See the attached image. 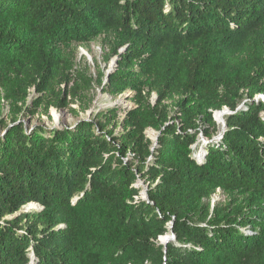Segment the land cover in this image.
<instances>
[{
	"label": "trees",
	"instance_id": "1",
	"mask_svg": "<svg viewBox=\"0 0 264 264\" xmlns=\"http://www.w3.org/2000/svg\"><path fill=\"white\" fill-rule=\"evenodd\" d=\"M100 36L117 68L76 87L130 89L137 106L63 128L0 120V264H264V0H0V87L17 110L33 86L55 93L64 49Z\"/></svg>",
	"mask_w": 264,
	"mask_h": 264
},
{
	"label": "rangeland",
	"instance_id": "2",
	"mask_svg": "<svg viewBox=\"0 0 264 264\" xmlns=\"http://www.w3.org/2000/svg\"><path fill=\"white\" fill-rule=\"evenodd\" d=\"M125 46L127 48V45ZM123 47L120 48V53L126 50V48L122 50ZM64 54L69 57L73 63L69 71L71 74L70 81H63L58 84L55 93L52 94L40 93L35 86L31 87L25 104H20V110H17L14 104H12L11 99L7 96L9 87H0V120L10 123L13 116L16 115L19 118L18 122H23L29 131L34 130L38 125H43L48 129H53L55 127L63 128L65 126H75L82 120L98 121L102 113L109 108L118 111L117 121L121 122L127 115V112L137 106L133 99L135 92L130 89L120 95H114L106 89V85L99 86L97 83H94L89 88L85 85L76 87V83L79 79L78 72L80 70H85L88 75L96 79L100 72L106 74L109 70H115L117 68L119 55H114L111 56L109 60L107 59V55L109 54V42L105 36H100L86 45L74 43L64 49ZM117 56L118 60L114 61V58ZM12 83L13 82H9L8 84ZM55 94L64 97V102L67 106L52 104V100L55 97L57 98ZM261 96L262 95L258 96V98L264 101V98ZM150 100L154 105L157 104L158 94L156 91L151 92ZM174 100L175 99H169L166 101L170 112H173L175 109ZM174 115L176 114L174 113ZM173 119L174 118L170 116L169 120L172 121ZM215 119L219 125L223 126V119L216 115ZM115 129L116 132H119L123 128L117 126ZM159 133V131L153 128H149L146 131L147 137L150 138L153 143L156 142ZM200 136L205 144L209 141L211 142V139L205 137L204 134H200ZM219 138L220 133L215 134L212 139ZM128 154L130 157L125 159L129 163L133 159V156H131V152ZM196 154H201L202 157L201 150ZM134 169L137 173V179L134 181V185L141 188L140 194L143 192L148 194L149 183L147 177L143 175L144 173L138 172L136 167H134ZM229 200L230 196L219 189L213 196L212 204H227ZM32 209L39 210L37 208H31V210ZM165 236L168 237V242L174 241L173 232H169Z\"/></svg>",
	"mask_w": 264,
	"mask_h": 264
},
{
	"label": "water",
	"instance_id": "3",
	"mask_svg": "<svg viewBox=\"0 0 264 264\" xmlns=\"http://www.w3.org/2000/svg\"><path fill=\"white\" fill-rule=\"evenodd\" d=\"M125 48H126V46L123 47L122 50H124ZM122 50H121V52H122ZM115 60H118V56L114 58V61H115ZM112 71H113V70H109V71L106 73V81L108 80V78H109V76H110V74H111ZM261 97L264 98V95H262ZM226 113H230V110H229L228 108L223 109V110L216 111V112H215V115H216V116L218 115V116L221 117V116H223V115L226 114ZM221 119H223V117H222ZM225 131H226V122H225V119H223V128H222V132L220 133V137L223 136V134H224ZM157 142H158V138H157L156 142L154 143L153 147L157 146ZM141 196H142V198H144V199H148V194L145 193V192H143V193L141 194ZM31 208L41 209L42 207H41V205H40L39 203H37V202H32V203H30V204H28V205H26V206H23V207L21 208V210H20L17 214H20V213H22V212H24V211H29V210H31ZM170 227L172 228V226H170ZM173 237H174V240H175V235H174V233H173ZM164 238H165V240H164ZM160 240H161V243H163V244L166 245L167 242H168V237L165 236V235H163V236L160 237ZM32 262H34V261L32 260L30 263H32Z\"/></svg>",
	"mask_w": 264,
	"mask_h": 264
},
{
	"label": "bare ground",
	"instance_id": "4",
	"mask_svg": "<svg viewBox=\"0 0 264 264\" xmlns=\"http://www.w3.org/2000/svg\"><path fill=\"white\" fill-rule=\"evenodd\" d=\"M217 116H218V115H217ZM218 117H219V118H222L223 116H221V117L218 116ZM201 153H202V151H201ZM197 156H198L199 159L202 158V157H201V154H199V155H197ZM164 240H165V238H164Z\"/></svg>",
	"mask_w": 264,
	"mask_h": 264
}]
</instances>
